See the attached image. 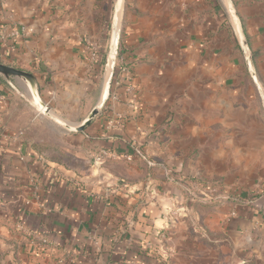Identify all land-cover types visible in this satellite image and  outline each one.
<instances>
[{
  "label": "crops",
  "instance_id": "obj_1",
  "mask_svg": "<svg viewBox=\"0 0 264 264\" xmlns=\"http://www.w3.org/2000/svg\"><path fill=\"white\" fill-rule=\"evenodd\" d=\"M118 1L0 0V264H264V0Z\"/></svg>",
  "mask_w": 264,
  "mask_h": 264
},
{
  "label": "water",
  "instance_id": "obj_2",
  "mask_svg": "<svg viewBox=\"0 0 264 264\" xmlns=\"http://www.w3.org/2000/svg\"><path fill=\"white\" fill-rule=\"evenodd\" d=\"M123 0H119L118 4L121 5ZM236 19H237V23H238V31L240 34V40H241V46L244 52H247L249 50V45H248V40L247 37L245 35V31L241 25V22L238 20V16L235 15ZM247 63L249 68L252 70V57L249 56L247 59ZM0 75H3L6 79H8L9 81H11L12 77H19L21 78L23 81H25L31 91V93L33 94V96L36 98L37 102H38V107L39 109L46 114H50V108L48 107L47 104H45L38 93V83H37V79L35 77L34 74H32L31 72L22 70V69H18L16 67L4 64L2 62H0ZM111 83L108 84L107 90L110 89ZM99 113V107H95L90 113L89 115L84 119V121L78 125V126H74L71 125L69 123H67L66 121L62 120V119H57V121L61 124H63L65 127H67L69 130L71 131H77V132H81L84 131L95 119V117L98 115Z\"/></svg>",
  "mask_w": 264,
  "mask_h": 264
},
{
  "label": "built area",
  "instance_id": "obj_3",
  "mask_svg": "<svg viewBox=\"0 0 264 264\" xmlns=\"http://www.w3.org/2000/svg\"><path fill=\"white\" fill-rule=\"evenodd\" d=\"M3 33L4 32H2V37H3ZM13 34H18V31H13L12 32ZM126 73H130V71H129V69H127L126 70ZM0 126H1V121H0ZM137 153L139 154V155H141V156H143V154L141 153V151H137ZM109 157H112V155L110 154V152L107 150V149H101V150H99L96 154H95V156H94V163L96 164V165H98V166H100L102 163H104V161L107 159V158H109ZM126 158H128V159H131V157L130 156H127Z\"/></svg>",
  "mask_w": 264,
  "mask_h": 264
},
{
  "label": "trees",
  "instance_id": "obj_4",
  "mask_svg": "<svg viewBox=\"0 0 264 264\" xmlns=\"http://www.w3.org/2000/svg\"><path fill=\"white\" fill-rule=\"evenodd\" d=\"M119 57L124 58L122 50H121ZM118 59H120V58H117L116 65L114 67V78H117L118 76H120L122 73H124L129 68V65L127 66V64L125 63L124 60H123V64H118Z\"/></svg>",
  "mask_w": 264,
  "mask_h": 264
},
{
  "label": "rangeland",
  "instance_id": "obj_5",
  "mask_svg": "<svg viewBox=\"0 0 264 264\" xmlns=\"http://www.w3.org/2000/svg\"><path fill=\"white\" fill-rule=\"evenodd\" d=\"M54 122L57 123V121L54 119Z\"/></svg>",
  "mask_w": 264,
  "mask_h": 264
}]
</instances>
